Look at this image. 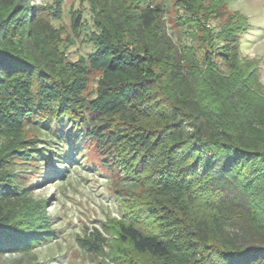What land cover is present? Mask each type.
<instances>
[{"label": "trees", "instance_id": "trees-1", "mask_svg": "<svg viewBox=\"0 0 264 264\" xmlns=\"http://www.w3.org/2000/svg\"><path fill=\"white\" fill-rule=\"evenodd\" d=\"M29 1L0 0V134L7 141L0 152V255L23 252L46 231L43 208L27 195L35 181L21 187L25 178L4 159L30 162L42 152L27 147L35 140H23L25 122L66 117L84 126L101 152L127 161L134 183L147 178L146 214L154 223L167 220L165 234L135 217L113 222L114 263L264 264V106H252L212 55L235 64L243 25L223 29L220 48L206 42L199 61L168 35L154 0H89L96 51L67 63L57 31ZM196 3L177 4L186 10ZM194 21L207 40L209 31ZM91 71L101 77L88 101ZM90 236L79 246L102 254L105 239L98 231Z\"/></svg>", "mask_w": 264, "mask_h": 264}, {"label": "rangeland", "instance_id": "rangeland-1", "mask_svg": "<svg viewBox=\"0 0 264 264\" xmlns=\"http://www.w3.org/2000/svg\"><path fill=\"white\" fill-rule=\"evenodd\" d=\"M178 1L154 0L163 9L168 35L174 43L193 49L199 61L206 42L214 41L215 48H220L224 44L220 40L222 30L234 23L243 25L235 38V64L220 62L215 58L217 52L212 50L213 61L221 74L235 77L237 88L249 96L252 106H264V0H191L199 5L188 4L186 10ZM29 3L39 8L57 31L67 63L86 61L95 53L99 30L89 0H30ZM200 7L206 10L203 17L195 13ZM195 19L196 25L209 31L211 36L207 40L196 32ZM100 77L99 72L89 73L83 93L86 100L96 97ZM25 124L23 140H35L27 147L35 146L42 152L30 162L21 155L17 159L8 155L4 161L12 173L21 180L25 178L21 187L28 186L30 178L32 183L35 181L27 195L43 208L42 227L46 231L44 240L32 243L23 252L0 255V264H117L111 259L114 255L111 247L115 245L111 226L115 221L128 222L134 217L138 224L153 225L157 232L166 233L167 220L156 219L154 223L153 217L146 214L151 202L147 188L143 187L147 178L134 183L128 170L130 164L115 153L101 152L96 138L86 135L84 126L66 117ZM6 143L0 134V152ZM14 162L17 165H12ZM20 162L25 164L18 165ZM95 231L105 239L102 254H89L79 246V240L90 238ZM136 261L161 264L143 258Z\"/></svg>", "mask_w": 264, "mask_h": 264}]
</instances>
